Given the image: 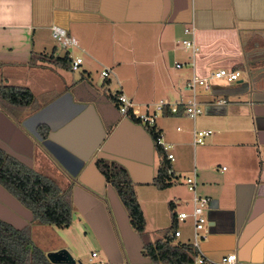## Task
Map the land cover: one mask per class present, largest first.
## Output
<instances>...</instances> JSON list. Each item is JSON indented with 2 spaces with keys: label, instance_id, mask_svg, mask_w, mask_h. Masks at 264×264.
I'll use <instances>...</instances> for the list:
<instances>
[{
  "label": "crops",
  "instance_id": "0c3cea01",
  "mask_svg": "<svg viewBox=\"0 0 264 264\" xmlns=\"http://www.w3.org/2000/svg\"><path fill=\"white\" fill-rule=\"evenodd\" d=\"M51 25L66 29L79 49L61 48ZM183 39H193L195 57L182 47ZM75 51L83 60L78 74L68 68ZM65 54L67 67L52 60ZM39 55L51 60L41 62ZM95 63L99 73L111 69L118 89L99 73L105 87L93 84ZM218 69L238 70L240 76L212 81L211 91L198 87L202 113L190 119L183 114L192 98L188 80ZM0 85L26 87L33 95L31 107L16 113L19 124L12 120L14 111L0 108V146L60 189L71 188V223L82 220L98 245L91 249L97 258L85 264H152L97 169L98 159L126 169L145 218V239L162 237L157 216L148 217L138 195V188L153 185V141L142 125L120 115L116 93L138 111L160 100L167 104L154 127L172 145L170 170L181 176L195 169L197 191L209 200L205 257L218 262L234 253L248 264H264V0H0ZM219 98L226 104H217ZM174 104L177 114L169 111ZM40 126L47 129L44 139ZM194 129L212 134L195 145ZM170 186L159 190L168 191L167 205L176 199ZM18 216L25 226L32 222ZM179 241H190L187 230ZM63 246L38 247L46 254Z\"/></svg>",
  "mask_w": 264,
  "mask_h": 264
},
{
  "label": "trees",
  "instance_id": "16d2710c",
  "mask_svg": "<svg viewBox=\"0 0 264 264\" xmlns=\"http://www.w3.org/2000/svg\"><path fill=\"white\" fill-rule=\"evenodd\" d=\"M36 59L47 62L51 60V55H39ZM52 60L62 63L65 67L70 64L68 54L60 58H52ZM112 98L116 99L115 96ZM32 102L33 95L28 88L0 85V107L3 109L10 110L13 107H19L24 110L30 108ZM127 118L142 125L152 138L155 158L153 186L159 190L168 188L172 184L168 173L170 162L166 159L163 148L156 142L159 131L155 127L141 124L131 112L128 113ZM37 130L40 138L46 137L45 127L40 126ZM95 164L105 182L113 188L117 195L128 216L131 228L142 239V254L152 264H186L189 262L192 255L190 245L173 243L169 238L170 233L177 227L175 220L163 231L161 238L152 242L147 241L144 233L145 218L126 169L116 162L104 159L96 160ZM0 185L32 213V221L64 228L70 225L71 188L60 189L53 180L28 168L2 150H0ZM0 264L53 263L48 260L44 251L33 243L27 227L17 229L0 219Z\"/></svg>",
  "mask_w": 264,
  "mask_h": 264
},
{
  "label": "built area",
  "instance_id": "2783aa9c",
  "mask_svg": "<svg viewBox=\"0 0 264 264\" xmlns=\"http://www.w3.org/2000/svg\"><path fill=\"white\" fill-rule=\"evenodd\" d=\"M56 30V31H54ZM185 34H192L193 31L189 29L184 30ZM50 35L56 41V43L61 48H76L79 49V43L77 39L69 35L66 29L57 26H50ZM182 47L190 49L193 57H195L198 49L195 46L193 39H183L181 41ZM82 58L80 56H75L71 60L70 70L78 71L80 65L82 64ZM176 68L180 67V64H175ZM111 69L104 68L100 72V77L102 80H105L109 77ZM240 76V71L238 70H227V69H218L211 72L207 77H201L196 74H193L187 82V88L192 92V98L184 105L183 114L188 116L190 119L194 120L198 115L202 113V108L200 104L195 99V91L198 87L203 88L206 91L212 90V81H217L223 79L226 82H233L238 79ZM117 103V109L121 116L127 117L128 113L131 114L140 120L141 124H144L148 127H154L156 116L161 114L163 108L167 105L164 101L160 100L153 105H145L143 111L134 110L132 108V103L123 93L114 94ZM224 98H219L216 100L217 104H226ZM171 114H177L178 105L174 104L169 108ZM212 131L210 129H200L193 130V144L201 145L204 143L205 139L211 136ZM156 142L160 145L165 153L166 159L171 162L174 160V155L171 152L172 145L163 142L160 134L157 136ZM168 173L171 176V182H175L179 179L180 175H176L170 169ZM184 183L188 192H190V209L189 210H180L175 213L174 220L176 222V229L172 231L169 235L170 240L173 243H181L179 241L181 237L180 226L189 222L191 228V239L190 241L185 242L190 245L192 255L191 260L186 264H248L239 260L234 253L226 254L220 258L218 262H213L208 260L201 248L202 242L208 237L209 234V221L206 216L207 207L209 200L201 196L197 191V177L195 169L191 173L184 177ZM97 258V253L95 251L91 252L89 262L92 259ZM92 264H103L100 261L93 262Z\"/></svg>",
  "mask_w": 264,
  "mask_h": 264
},
{
  "label": "rangeland",
  "instance_id": "374dc122",
  "mask_svg": "<svg viewBox=\"0 0 264 264\" xmlns=\"http://www.w3.org/2000/svg\"><path fill=\"white\" fill-rule=\"evenodd\" d=\"M79 54L82 53L78 51H75L74 53L75 56H80ZM99 70L100 66L96 63L93 64V68L90 70L91 78L93 79V84L95 86L96 84L102 86L101 80L98 77ZM78 72L79 71H76L74 74H78ZM110 75L113 76V72H111L107 78L112 79V89H118V86H116V80ZM102 87H105V83ZM185 176L186 174L182 173L177 183L170 186L176 195L175 201H173V203L170 205L166 204V197H164L165 193H168V191L160 192L159 189L153 185L149 188H138L140 203L142 204V208L146 211L148 217L150 218V216H157V221L155 223L159 229V231L157 230V234L163 233V231L171 225V223L174 221L175 213L179 212L180 210L189 209L186 200L188 199L190 192H188L184 183ZM83 226L84 223L82 220L78 221L76 218H74L69 229L57 227L55 225L40 224L35 221L30 222L27 226V229L30 236L35 240V243L38 244L39 247L41 246L42 249L46 248L52 242H62L64 244L63 248L66 249L75 260L85 264L89 263L88 260L92 247H98V245L96 242H93L94 239L90 231L82 229ZM181 230H187L191 239L192 232L189 222L181 226ZM41 233L46 234L42 235ZM37 234H39L38 238L36 237ZM85 234L86 236L84 238ZM99 252H101V249ZM100 256L102 255L99 253V257Z\"/></svg>",
  "mask_w": 264,
  "mask_h": 264
},
{
  "label": "water",
  "instance_id": "95a60500",
  "mask_svg": "<svg viewBox=\"0 0 264 264\" xmlns=\"http://www.w3.org/2000/svg\"><path fill=\"white\" fill-rule=\"evenodd\" d=\"M44 139V138H41ZM41 143V142H40ZM0 200L6 203L10 208L0 204V219L13 225L17 229H22L26 222L18 214L25 217L27 221L32 220V213L23 207L12 195L0 186ZM128 218V216H127ZM46 257L53 264H74L79 263L64 248L46 253Z\"/></svg>",
  "mask_w": 264,
  "mask_h": 264
},
{
  "label": "flooded vegetation",
  "instance_id": "af4514ba",
  "mask_svg": "<svg viewBox=\"0 0 264 264\" xmlns=\"http://www.w3.org/2000/svg\"><path fill=\"white\" fill-rule=\"evenodd\" d=\"M1 109H3L2 107H0ZM29 109V108H28ZM23 109H21V108H19V107H13V108H11L10 110H8V112L9 113H11L12 114V112L14 111V114H12L13 115V117H12V120L16 123V124H19V122H18V118H17V116H16V113H18V112H20V111H22ZM38 131V130H37ZM0 132H1V130H0ZM39 136V135H38ZM40 138V137H39ZM0 139H1V137H0ZM0 142H1V140H0ZM1 145V144H0ZM0 150H2L3 152H5L6 154H8L9 156H11L12 158H14L15 160H17V158L14 156V155H12V154H9L8 152H6L5 150H3L2 148H1V146H0ZM17 161H19V160H17ZM20 162V161H19ZM21 163V162H20ZM23 164V163H22ZM24 165V164H23ZM28 168H30V167H28ZM30 169H32V168H30ZM33 170V169H32ZM35 171V170H34ZM37 172V171H36ZM43 175V174H42ZM45 176V175H44ZM46 177H48V176H46ZM48 178H50V177H48ZM51 179V178H50ZM51 180H53V179H51ZM54 181V180H53ZM55 182V181H54ZM56 183V182H55ZM57 184V183H56ZM1 186V185H0ZM2 187V186H1ZM59 187V186H58ZM69 187V186H68ZM3 188V187H2ZM60 188V187H59ZM67 188V187H66ZM65 188V189H66ZM4 189V188H3ZM6 190V189H5ZM62 190H64V189H62ZM7 191V190H6ZM8 192V191H7ZM9 193V192H8ZM10 194V193H9ZM11 195V194H10ZM72 200V199H71ZM0 204L1 205H3V206H5V207H7V208H10L6 203H4L3 201H1L0 200ZM71 219H72V216H71ZM25 227H27V226H25ZM24 228V227H23Z\"/></svg>",
  "mask_w": 264,
  "mask_h": 264
},
{
  "label": "clouds",
  "instance_id": "9594fccd",
  "mask_svg": "<svg viewBox=\"0 0 264 264\" xmlns=\"http://www.w3.org/2000/svg\"><path fill=\"white\" fill-rule=\"evenodd\" d=\"M54 31H56V30H54Z\"/></svg>",
  "mask_w": 264,
  "mask_h": 264
}]
</instances>
